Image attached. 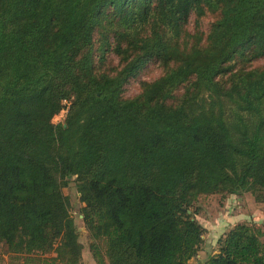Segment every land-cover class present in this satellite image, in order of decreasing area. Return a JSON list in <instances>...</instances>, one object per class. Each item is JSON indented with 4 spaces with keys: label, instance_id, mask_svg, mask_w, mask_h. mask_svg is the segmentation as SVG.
<instances>
[{
    "label": "trees",
    "instance_id": "16d2710c",
    "mask_svg": "<svg viewBox=\"0 0 264 264\" xmlns=\"http://www.w3.org/2000/svg\"><path fill=\"white\" fill-rule=\"evenodd\" d=\"M263 55L264 0H0V244L12 264H83L72 179L96 264H189L201 195L264 201V64L252 66ZM150 61L161 74L125 96ZM215 250L203 264H264V229L234 222Z\"/></svg>",
    "mask_w": 264,
    "mask_h": 264
},
{
    "label": "rangeland",
    "instance_id": "374dc122",
    "mask_svg": "<svg viewBox=\"0 0 264 264\" xmlns=\"http://www.w3.org/2000/svg\"><path fill=\"white\" fill-rule=\"evenodd\" d=\"M195 15L192 14L188 21V28L193 30L195 27ZM213 19L211 13L202 18V28L208 30L209 23ZM97 59V58H96ZM119 56L113 52H108L106 59L100 63L101 68L112 70L119 65ZM264 64V55L252 62V66ZM162 72L161 65L156 61L148 62L141 71L130 79L125 85V96H133L140 92L143 80H153ZM62 114H57L55 120H60ZM64 192L70 198V209L77 226L80 230V240L84 243L83 264L96 263L89 248L90 237L83 222L82 206L83 201L77 188L76 180L72 179L68 186L64 187ZM200 207L196 217L204 225V241L199 256L191 260L195 264L199 259L205 260L207 255L217 247L218 238L237 221H251L261 225L264 229V201H258L256 196L250 191L241 193H215L204 194L196 201ZM217 251V250H215ZM0 259L4 264H12L10 254L5 250V246L0 244Z\"/></svg>",
    "mask_w": 264,
    "mask_h": 264
},
{
    "label": "crops",
    "instance_id": "0c3cea01",
    "mask_svg": "<svg viewBox=\"0 0 264 264\" xmlns=\"http://www.w3.org/2000/svg\"><path fill=\"white\" fill-rule=\"evenodd\" d=\"M198 256H199V254H198ZM191 260H190L189 264H191ZM203 262H204V260L202 259V260H198L195 264H203ZM85 264H87V263H85ZM92 264H96V263H92Z\"/></svg>",
    "mask_w": 264,
    "mask_h": 264
},
{
    "label": "built area",
    "instance_id": "2783aa9c",
    "mask_svg": "<svg viewBox=\"0 0 264 264\" xmlns=\"http://www.w3.org/2000/svg\"><path fill=\"white\" fill-rule=\"evenodd\" d=\"M65 102H67V101H65Z\"/></svg>",
    "mask_w": 264,
    "mask_h": 264
}]
</instances>
